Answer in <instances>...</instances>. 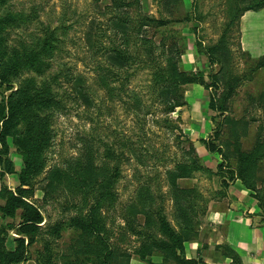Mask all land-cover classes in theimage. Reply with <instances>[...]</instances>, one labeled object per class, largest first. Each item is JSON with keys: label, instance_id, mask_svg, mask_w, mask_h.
Here are the masks:
<instances>
[{"label": "trees", "instance_id": "obj_1", "mask_svg": "<svg viewBox=\"0 0 264 264\" xmlns=\"http://www.w3.org/2000/svg\"><path fill=\"white\" fill-rule=\"evenodd\" d=\"M11 1L0 0V94L4 89L12 90L13 81L22 77L23 72H33L36 75L20 84L17 90L8 95L7 100L5 98L0 100V176L15 173L9 157V138H13L23 161V167L18 173L19 185L16 189L12 191L5 186L0 189V202H3L0 205V216L3 219L20 217V222L9 225L8 230L0 229V264H25L28 261V248L38 241L41 225L45 221L42 210L32 199L40 179L49 167L46 153L53 139L52 119L56 113L65 109L59 92L54 88L57 84L60 87L59 76L55 75L51 81L43 79L39 83L37 80L43 78L52 68V59L62 50L68 32L64 26L53 28L51 25H45L38 21L39 17L33 15L31 20L33 24L37 23L38 27L34 28L31 38L23 43L21 48L13 46L9 49L4 37L1 36L3 28L24 22L11 10ZM100 1L102 0H93L94 3ZM138 1L136 0L135 3H138L136 5H139ZM179 1L181 0H160L169 14L172 13L173 5L176 6ZM242 1L247 2L245 7H240L239 0H229L231 25L246 11L252 8H264V0ZM135 3L128 0H110V5L104 11L109 15L108 27L101 29L96 26L95 21L91 22L86 33V41L93 50L91 56L96 63H98V54H101L102 58L96 67L98 71L95 85L103 88L111 102L121 101L124 107L134 111L135 120L142 125L140 136L143 139L147 136L145 131V127L148 126H145L147 118H153L152 121L156 125L169 130L171 134L178 131L181 135L180 117L173 120L171 115L187 105L183 94L184 88L193 84L201 85L205 89H211L212 86L207 83L202 73L188 72L181 68L185 52L173 37L171 43L167 42V36L156 42L150 31H158L164 36V32L170 26L189 22L190 19L188 17L155 18L142 14L139 10L134 14L132 8ZM193 7L195 13L192 19H200L196 2ZM104 39L107 40L108 46L105 45ZM225 43V38L221 37L210 51L225 52L227 50ZM262 68H264V57L253 70ZM144 72L148 74L145 91H137L131 87V83ZM65 78L69 82L72 81L80 99L89 106L94 105L86 90L83 76L75 77L67 74ZM216 79L213 86L219 89L220 81L219 78ZM225 80L227 91H223L225 92L223 97L216 99L212 96L209 103L211 110L222 114L227 111L229 100L241 78L230 74ZM125 98L128 101H124ZM156 113H159L158 117ZM238 124L235 122L232 126L236 135L225 145H216L213 140H202L210 153L221 155L222 162L217 167V173L201 164L193 142L188 138L180 143L182 146L188 145L186 150L184 147L181 148L180 157H165L164 154L153 156L149 152L147 156H143L139 152L138 141L125 136L118 141L119 137L115 136L112 143L103 144L102 154L92 142L87 141L82 153L53 165L44 180L45 186L42 191L46 198L59 192L66 197L69 195L80 200V212L85 210L86 213L84 215L80 213L81 219L73 221L80 226L78 244L83 246V254L102 255L101 264H110L116 261L119 251L111 249L107 243L109 238L105 235L107 231L101 211L105 206H112L118 201L115 186L122 178L124 162L138 158L143 163H150L151 169L164 170L165 180L170 189L166 195L159 191L158 196L154 195L152 185L156 184L159 178L157 173L153 178L143 181L136 190V198L124 206L127 233L143 239L142 246L136 250V254L141 260H145L152 256L153 252L160 251L163 254L164 264L169 262L200 264L201 261L187 260L184 257L183 245L199 237L201 224L197 221L199 212L194 198L202 199V195L195 187L181 188L178 180L191 179L197 173L205 172L208 175L227 176L231 180H240L248 190L255 191L259 164L264 160V128L260 126L252 150L245 152L242 149L241 139L244 136L242 132L244 133L246 128L238 134L235 130ZM220 135V131L217 132L216 138H220ZM232 159L236 162L235 166H231ZM223 188L227 190L229 185L224 183ZM166 197L172 201L177 230L170 225L164 215L162 204L165 203ZM157 202L159 205H156ZM138 215L143 216L146 227L137 225ZM151 229L156 233L160 232L161 237L158 239L156 233L150 231ZM13 231L16 234L13 239L15 246L9 250L7 241L9 233ZM218 249H223L224 256L232 258L234 264H242L240 257L230 247L220 246ZM50 257L46 255L44 262L40 264H55ZM127 259L128 262L129 256Z\"/></svg>", "mask_w": 264, "mask_h": 264}, {"label": "rangeland", "instance_id": "obj_2", "mask_svg": "<svg viewBox=\"0 0 264 264\" xmlns=\"http://www.w3.org/2000/svg\"><path fill=\"white\" fill-rule=\"evenodd\" d=\"M128 1L136 2V0ZM138 2L139 5L135 3L132 8L134 14L139 10L142 14L155 18L184 19L188 17L190 19L189 22H180L170 26L164 32V36L158 31H150V34L154 35L156 42L167 36V42L171 43L173 37L181 50L185 52V62L184 64L181 63V68L188 72L202 73L207 83L212 86L211 89H205L203 86V88H199L201 85L193 84L184 88L183 94L187 105L177 109L171 115L173 120L180 117L181 135L178 131L171 134L169 130L156 125L152 121L153 118H147L145 122V126L148 125L145 127L147 136L143 139L140 136L142 125L135 120L134 111L124 107L121 101L111 102L106 97L103 88H98L95 85V77L98 71L96 67L102 58L100 57L101 54H98V63L92 58L93 50L86 41V33L92 21H95L96 26L101 27V29L108 27L109 15L104 11L110 5V0H102L97 3H94L93 0L11 1V10L17 14L16 17L20 16L24 22L3 28L1 36L4 37L9 49L13 46L21 48L22 44L31 38L34 28L38 27L37 23L33 24L34 22L31 20L33 15L39 17L38 21L45 25H51L53 28L64 26L68 32L62 50L58 51L52 59V68L46 72L43 78L37 80L40 83L43 79L51 81L55 75L59 76L60 87L57 84L54 88L59 92L65 109L56 113L52 119L53 139L51 140V147L46 153L49 167L40 179L32 199L34 204L42 210L45 221L41 225L42 229L37 238L38 241L28 248V261L25 264H40L44 262L46 255L51 256L50 258L55 264H101L102 255L83 254V246L78 244L80 226L73 221H79L81 219L79 218L80 213L81 215L86 213L85 210L80 212V200L69 195L66 197L59 192L46 198L44 191H42L45 186L44 180L50 168L66 158L82 153L87 141L92 142L102 154L104 143H112L115 136L119 137L118 141L122 136H125L132 138L133 141H138L139 152L143 156H147L149 152L153 156L164 154L165 157H180L181 148L184 147L186 150L188 147L187 144L182 146L180 143L187 139L185 132H189L193 123L204 121L201 133H204L206 140H213L216 145H225V143L231 142L236 135L235 132L233 133L232 126L237 122L239 124L235 126V130L238 134L246 128L245 132H242V136L244 135L241 139L242 149L245 152H250L258 131L261 127L264 128V68L254 71L256 64L264 57V8H252L246 11L231 25L229 0L228 2L227 0H181L176 6L173 5L172 16L166 11L160 0H139ZM195 2L201 15L200 19H192L193 13H195L193 7ZM246 4L247 2L239 0L240 7H245ZM35 21L37 20L35 19ZM221 37L226 40L227 50L223 53H212L210 49L216 45ZM104 41L105 45L108 46L107 40L104 39ZM67 74L84 77L86 90L94 102L93 106L87 105L78 97L72 81L69 82L65 78ZM230 74L234 77H240L241 82L229 100L227 111L222 114L211 110L209 103L212 96L216 99L223 97L227 91L225 79ZM35 75L33 72H23L22 77L15 78L13 81L12 90H3L4 92L0 94V100L4 98L7 100L12 91L17 90L20 84L29 78H34ZM216 77L220 81L219 89L213 86L216 83ZM147 82V72L140 73L133 79L131 87L137 91H145ZM223 91L225 92L223 93ZM124 101L128 100L125 98ZM156 116L158 117L159 113H156ZM219 131L221 135L217 139L216 134ZM177 137L180 139L178 140ZM141 140L143 141L141 142ZM8 144L9 157L14 165L15 173L0 176V189L5 186L14 191L19 185L18 173L23 167V161L13 138L8 139ZM211 154H213L211 165L214 167L216 164L215 170L209 169L197 153L201 164L217 173V167L222 162V158L218 153ZM216 159L218 163H215ZM230 163L231 166L236 165L234 159ZM149 164L139 161L138 158L124 162L122 178L115 186L118 201L112 206H105L101 211L107 231L105 235L109 238L107 243L111 249L119 251L116 261L114 260L110 264H130L132 258L150 263L156 256L164 263L163 254L160 251H155L152 256L141 260L136 254V250L142 246L143 239L127 233L125 228L124 206L136 198V190L143 181L147 178H153L159 173L156 184L152 185L154 195L158 196L159 192L166 195L169 192L170 186L165 180L164 170L151 169ZM259 167L256 190L251 192L258 201V215L264 219V160L260 162ZM236 181L228 179L227 176H213L205 172L197 173L191 179L178 180L181 188L195 187L202 195V199L194 198L197 205L196 209L199 212L197 221H200L201 224L199 236L212 195L216 192V197L224 198L228 191V189L223 188L224 183L230 187ZM222 194L225 195L222 196ZM2 204L3 202H0V205ZM76 204L79 209L75 207ZM156 205H159V202ZM162 205L168 222L177 230L178 227L173 218L172 201L166 197L165 203ZM136 221L137 225L146 227L143 216L138 215ZM19 222V216L15 219H3L0 216V229L8 230L9 225ZM150 231L156 233L154 229ZM155 235L158 239L161 237L160 232ZM14 237H16L14 231L10 232L7 241L9 250L15 246ZM198 239L199 237L183 245L185 258H187L188 244L196 242ZM127 256L130 258L128 262ZM167 264L174 263L169 262Z\"/></svg>", "mask_w": 264, "mask_h": 264}, {"label": "crops", "instance_id": "obj_3", "mask_svg": "<svg viewBox=\"0 0 264 264\" xmlns=\"http://www.w3.org/2000/svg\"><path fill=\"white\" fill-rule=\"evenodd\" d=\"M184 62L183 56L181 63ZM203 122L193 123L185 134L205 165L215 170L216 164L211 165L213 154L202 142L207 139L201 133ZM215 193L210 198L199 239L187 246L186 259L201 261L200 264H234L232 258L224 256L223 249H218L228 246L240 257L242 264H264V219L258 215V201L252 192L237 180L230 185L224 198L216 197ZM133 259L130 264H164L158 256L150 263Z\"/></svg>", "mask_w": 264, "mask_h": 264}]
</instances>
